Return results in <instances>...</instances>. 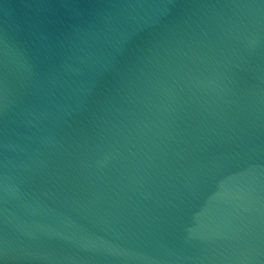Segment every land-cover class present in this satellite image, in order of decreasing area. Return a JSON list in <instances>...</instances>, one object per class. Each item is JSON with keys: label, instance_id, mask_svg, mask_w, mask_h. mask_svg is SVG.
<instances>
[{"label": "water", "instance_id": "1", "mask_svg": "<svg viewBox=\"0 0 264 264\" xmlns=\"http://www.w3.org/2000/svg\"><path fill=\"white\" fill-rule=\"evenodd\" d=\"M0 264H264V0H0Z\"/></svg>", "mask_w": 264, "mask_h": 264}]
</instances>
